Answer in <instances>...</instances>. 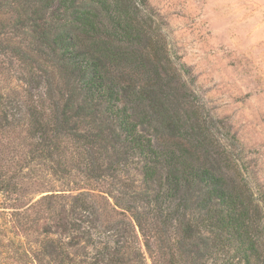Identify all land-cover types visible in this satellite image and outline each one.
<instances>
[{
    "label": "trees",
    "instance_id": "16d2710c",
    "mask_svg": "<svg viewBox=\"0 0 264 264\" xmlns=\"http://www.w3.org/2000/svg\"><path fill=\"white\" fill-rule=\"evenodd\" d=\"M13 74L0 136L17 133L24 157L11 167L0 149V193L21 195L25 169L73 178L30 206L25 230L51 222L33 262L264 264V191L204 118L147 0H0V77Z\"/></svg>",
    "mask_w": 264,
    "mask_h": 264
},
{
    "label": "rangeland",
    "instance_id": "374dc122",
    "mask_svg": "<svg viewBox=\"0 0 264 264\" xmlns=\"http://www.w3.org/2000/svg\"><path fill=\"white\" fill-rule=\"evenodd\" d=\"M147 1L172 60L187 71L183 77L204 118L215 121L216 135L248 169L253 191H264V0ZM14 75L0 77V93L21 87ZM17 137L0 136L11 167L24 157ZM36 169L34 178L23 170L21 195L0 193V264H36L34 241L51 222L43 214L25 230L27 220L35 219L27 215L30 206L43 195L73 187V178L63 185L47 168Z\"/></svg>",
    "mask_w": 264,
    "mask_h": 264
}]
</instances>
